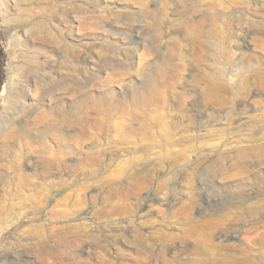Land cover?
I'll use <instances>...</instances> for the list:
<instances>
[{
  "label": "rangeland",
  "instance_id": "rangeland-1",
  "mask_svg": "<svg viewBox=\"0 0 264 264\" xmlns=\"http://www.w3.org/2000/svg\"><path fill=\"white\" fill-rule=\"evenodd\" d=\"M0 49V130L18 135L27 129L23 140L18 136L0 150L1 167L9 172L16 160L27 174L24 199L14 200H22L19 213L0 222V264H58L43 248L98 244L120 255L115 263L136 264L137 234L151 264H162V256L179 264L170 250L183 243L189 255L180 264H205L219 243L213 226L234 220L233 207L246 192L251 196L242 207L257 208L258 215L235 221L231 241L258 248L264 233V0H0ZM15 101L25 107H14ZM113 121L146 126L128 146L100 126ZM66 130L70 138L63 140ZM164 135L179 142L172 151L188 155L126 167L141 155L128 152L141 145L158 157ZM49 156L65 171L55 191L41 177ZM144 165L148 180L137 176ZM10 172L8 191L18 182ZM79 226L91 232L93 244L71 242Z\"/></svg>",
  "mask_w": 264,
  "mask_h": 264
},
{
  "label": "bare ground",
  "instance_id": "bare-ground-1",
  "mask_svg": "<svg viewBox=\"0 0 264 264\" xmlns=\"http://www.w3.org/2000/svg\"><path fill=\"white\" fill-rule=\"evenodd\" d=\"M41 33V31L39 32V34ZM43 34V33H42ZM41 34V35H42ZM38 35V34H37ZM45 36V35H44ZM42 36V37H44ZM43 61V60H42ZM160 78L162 77L161 75H159ZM158 76V77H159ZM10 81H13L12 78L10 79ZM156 82L154 81H151L149 82V88L152 89L154 86H155ZM27 87V86H26ZM28 88V87H27ZM26 88V89H27ZM28 90V89H27ZM51 90V89H50ZM50 90H46L45 92V95L48 97V95L50 94ZM212 89H210L211 91ZM221 90V89H220ZM29 91V90H28ZM54 92V90H52ZM31 92V91H30ZM218 92V91H217ZM23 93V92H22ZM52 93V92H51ZM31 94V93H30ZM27 93H24L22 94L24 97L27 98H31V95ZM142 95H138L139 96V99H143L144 101V94L141 93ZM211 94V92H210ZM215 94V93H214ZM213 94V95H214ZM218 94V93H217ZM209 95V94H208ZM219 95V94H218ZM216 95V96H218ZM222 97H224L223 95H221ZM20 97V96H18ZM37 97V96H36ZM221 97V98H222ZM220 98V97H218ZM25 99V98H24ZM35 99V98H34ZM16 100V99H15ZM221 100V99H219ZM222 101V100H221ZM15 105L13 104L14 107H21V108H24L25 107V101L24 102H21V101H15ZM138 104V103H137ZM140 104V103H139ZM9 105V103L7 104ZM37 105V103L35 104ZM40 105V104H39ZM12 106V105H11ZM32 106V105H31ZM41 107V105H40ZM39 107V108H40ZM12 109V107H11ZM37 110V109H36ZM24 111V110H22ZM27 111V109H26ZM41 111V110H40ZM43 112V111H42ZM26 125V124H25ZM74 125V124H73ZM21 126V125H20ZM72 126V124H71ZM70 126V127H71ZM82 126V125H81ZM101 128L102 129H105L107 127H109V129L107 128V130L109 131H112L113 134L116 135L117 139L120 141L119 143L122 144V145H128L129 142V139L133 136H138V132H139V128H144L146 125H137L136 127L132 124V122L130 121H120V122H102L100 124ZM26 126L22 127L20 129V134H14V132H8L7 130L3 129L2 131L0 130V140L4 142V145H0V150H2L3 148L6 147L7 143L6 142H9V141H15L17 140V138H19L18 136L22 138L26 137L27 136V129H24ZM74 127V126H73ZM138 127V128H137ZM11 128V127H10ZM17 128V127H16ZM14 128V129H16ZM69 128V127H68ZM82 129V128H81ZM86 129V128H85ZM145 129V128H144ZM10 131V130H9ZM28 132H29V129H28ZM31 132V131H30ZM74 132V131H73ZM66 133H68V130H66L65 132L64 131H60V135H61V138L63 140H66V139H69L70 136L66 135ZM141 134H143V131L141 132ZM166 134V133H165ZM72 135H76V134H72ZM113 135V136H115ZM172 135V134H171ZM75 138V137H74ZM73 138V139H74ZM161 138V137H160ZM20 139V138H19ZM18 139V140H19ZM133 139V138H132ZM147 139V138H145ZM149 139V138H148ZM23 140V139H22ZM25 140V139H24ZM72 140V139H71ZM134 140V139H133ZM138 140V139H137ZM151 140V139H149ZM175 139L173 138V136H163L159 141H158V147H159V150L161 152V154L157 157H154V158H150L148 153V147L143 146H139L137 149L135 150H131L129 151L128 153L130 154H135V153H141V155H133L132 157H130L129 161L131 164H128L126 165V167H130V168H134L135 167V163L137 162H140V161H144V160H151L153 159V161H156V165L157 166H160L163 162H172L173 160L174 161H177L179 160L180 158L184 157V155H188V150L186 149H175L176 151H172L171 148L173 146H180L179 145V142L178 143H175L173 142ZM142 141H144V139H142ZM23 143H25L26 141H22ZM21 142V143H22ZM132 142V140H131ZM152 142V141H151ZM173 143H175L173 145ZM135 144V143H134ZM24 147H27V144H23ZM22 145V146H23ZM129 146V145H128ZM132 146V145H131ZM23 147V148H24ZM130 148V147H129ZM151 148V147H150ZM134 149V148H133ZM153 149V148H152ZM150 149V150H152ZM173 149V148H172ZM27 152V149L25 150ZM259 151V150H258ZM104 154V153H103ZM102 154V155H103ZM210 156V155H209ZM0 159H5L4 155L3 157L0 155ZM91 158H92V161L93 162H98L99 160V153L98 152H92L91 153ZM183 159V158H182ZM59 158L57 157L54 158L49 156L46 157L45 161H44V164L42 166L43 170L41 172V177H42V180H45L44 183H50V185H52L54 191L59 187L60 185V181H59V177H61L63 175V172L65 173L64 171V168H63V165L59 163ZM173 161V162H174ZM165 162V163H166ZM16 163V160H13V163H12V166L11 167H8V171L12 174L14 173V177L15 179L18 181L17 184L15 185V187L12 189V191H8L6 189H4V185L7 183V181L10 179L9 177V172H7V169L5 167H1L0 166V186L3 188V192L5 193V195L3 194H0V222L4 219H11L14 215H17L19 212H18V207L21 205L22 203V200H20V202L16 205V203L14 202V200L16 199H24V196L22 195L21 193V189L26 187L27 186V174L21 169L20 166L18 165H15ZM64 164V163H63ZM92 164V163H91ZM151 164V163H150ZM66 165V164H65ZM93 166V165H92ZM65 167V166H64ZM148 166H145L144 165V168L141 169L138 174L136 172H134V175L137 174V176L140 177L139 174L141 173H145L147 176V178H143L145 180H148L150 179V171H146ZM129 168V170H130ZM128 170V171H129ZM254 170V169H253ZM67 171V170H66ZM247 171V170H246ZM257 172V171H256ZM132 173V172H131ZM245 173V171H244ZM248 172H246L245 174L247 175ZM264 173V172H263ZM249 174V173H248ZM13 175V174H12ZM69 175V173H68ZM128 175V174H127ZM130 175V174H129ZM241 175V174H240ZM254 175V174H252ZM256 175V174H255ZM11 176V175H10ZM249 176V175H248ZM55 178L53 180H51L50 178ZM241 177V176H239ZM245 177V176H244ZM66 178V177H65ZM142 179V180H143ZM247 179V178H246ZM249 179V177H248ZM247 179V180H248ZM251 179V178H250ZM255 179V178H254ZM242 180V179H240ZM261 180V179H260ZM55 181V182H54ZM243 181V180H242ZM52 182V183H51ZM143 182V181H142ZM261 182V181H260ZM145 183V182H144ZM240 183V182H239ZM244 183V182H243ZM140 184V183H138ZM143 184V183H141ZM249 184V183H247ZM256 185V183H254ZM258 184V183H257ZM237 185V184H236ZM254 185V186H255ZM249 186V185H248ZM38 187V186H37ZM238 187V186H237ZM253 187V186H252ZM243 188V187H242ZM255 188V187H254ZM241 189V188H240ZM244 190L245 192V189H242ZM247 190V189H246ZM250 191V190H249ZM256 191V189H255ZM254 192V191H252ZM264 192V191H263ZM2 193V192H1ZM249 193V192H248ZM261 193V192H260ZM38 194L40 196H43V193L41 191L38 192ZM238 194V193H237ZM236 194V196H237ZM256 194V192H255ZM259 194V193H258ZM257 194V195H258ZM260 195V194H259ZM8 196V197H6ZM16 197H19V198H15ZM235 196V197H236ZM250 196H251V193L250 194H244L242 196H240L241 198L237 199V205L234 206V210L236 211V214L235 216L233 215L235 212H233V216L235 217L234 220L231 222V223H228V221H225V220H222V221H217V223H215V226H213L215 228V233H216V237H217V240L219 241L218 245H214V246H211L210 247V258H209V262L205 263V264H264V259L262 258V252L263 251L260 247V246H264V233H263V238L262 240H260L259 243H255V246H258V248L255 250L254 247L252 248L251 245H253L251 243V245H247L246 247H240L238 245H236L234 242L231 241L232 238H235V237H232L231 236V233H233V225H234V222L237 223V221H240L241 219H245L244 217H247L250 218L252 217V215H255L257 214L258 212V209L257 208H249L247 205L248 208H245V207H242V205H244V202L246 200H249L250 199ZM234 197V199H235ZM253 197V196H252ZM237 198V197H236ZM256 199V198H255ZM254 199V200H255ZM37 201V200H36ZM260 202V201H259ZM262 202V200H261ZM37 203V202H36ZM264 204V203H262ZM36 205V204H35ZM226 207V205L224 206ZM223 207V208H224ZM232 208V209H233ZM260 208V206H259ZM60 210V209H59ZM223 210V209H222ZM262 210V209H261ZM61 211V210H60ZM232 213V212H231ZM59 214H63V212L59 213ZM227 215V214H225ZM231 215V216H232ZM258 215V214H257ZM224 216V215H223ZM232 218V217H231ZM253 218V217H252ZM233 219V218H232ZM231 219V220H232ZM229 220V219H228ZM246 220V219H245ZM253 220V219H252ZM251 220V222H252ZM243 221V220H242ZM250 222V221H249ZM255 222V221H254ZM253 222V223H254ZM258 222V220H257ZM206 225V224H205ZM255 225V223H254ZM207 226V225H206ZM241 226V225H240ZM243 226V225H242ZM251 226V225H250ZM257 228V227H256ZM237 229V228H235ZM255 229V227L253 228ZM239 230V229H238ZM136 233V232H135ZM136 235V234H135ZM71 242L73 244H76L79 245V244H88V243H92V241H94V237L93 235L91 234V232L89 230H87L85 227L83 226H79L76 228V232H74L72 235H71ZM261 239V238H260ZM136 240L137 242H139L140 244H137L134 245L133 243L131 244L133 246L132 250L134 251L135 253V256H136V260H138V264L142 263V264H151L149 263L148 261L150 260L148 257H150L149 255L147 256L146 254V251L147 249L145 248V246H141L142 245V241H143V237L139 234L136 235ZM69 241V240H68ZM96 241V240H95ZM243 241V240H242ZM142 242V243H141ZM97 243V242H96ZM243 243V242H241ZM64 244V243H63ZM66 244V243H65ZM93 244V243H92ZM260 244V245H259ZM70 245V244H69ZM96 245V244H95ZM145 245V244H144ZM179 245V244H178ZM74 246V247H75ZM129 246V245H128ZM131 246V247H132ZM149 246V245H148ZM66 247V246H65ZM131 247H129L128 249H130ZM71 248V247H70ZM67 249V248H66ZM174 249V248H173ZM153 250V248H152ZM44 253H46L49 257H51L54 261H56L58 264H117L115 263L113 260L116 259L118 260L120 257V255H117L115 254V252L112 253V251L108 248H106L105 245L103 244H98L96 247L92 248L90 246L86 248V250H84V248L81 250V248H79V250H62V251H59V250H52L50 249V247H45L43 248L42 250ZM84 252L86 255H87V260H81L79 259V254L78 253H81ZM128 251V250H127ZM131 251V250H130ZM118 252V251H116ZM163 252V251H162ZM120 253V252H119ZM124 254V252H122ZM120 253V254H122ZM149 253V252H148ZM164 253V252H163ZM208 253V252H207ZM122 254V255H123ZM170 254H171V257L173 258L174 262H177L180 264V261L184 260L185 258L187 259L188 258V251L185 249V243H183V245L179 246L177 249H176V246H175V249L174 250H170ZM12 255V254H11ZM121 255V256H122ZM125 256V255H124ZM128 256V255H127ZM134 256V257H135ZM131 257V256H129ZM170 257V256H169ZM161 258V263L162 264H170V262H172L170 260V262L168 260L165 259V256H162L160 257ZM170 258V259H172ZM121 259V258H120ZM124 259V258H122ZM93 261V262H91ZM199 262V264H204L203 262L199 261V259L196 260L195 264H197ZM136 263V264H137ZM193 263H194V260H193ZM119 264V263H118ZM122 264V263H120ZM173 264V263H172ZM191 264V263H190Z\"/></svg>",
  "mask_w": 264,
  "mask_h": 264
},
{
  "label": "trees",
  "instance_id": "trees-1",
  "mask_svg": "<svg viewBox=\"0 0 264 264\" xmlns=\"http://www.w3.org/2000/svg\"><path fill=\"white\" fill-rule=\"evenodd\" d=\"M1 57H2V51L0 49V82H1V68H2V60H1Z\"/></svg>",
  "mask_w": 264,
  "mask_h": 264
}]
</instances>
